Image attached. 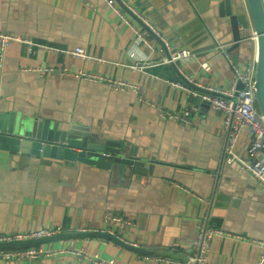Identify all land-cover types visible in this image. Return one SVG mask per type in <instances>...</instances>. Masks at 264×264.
Segmentation results:
<instances>
[{
	"label": "crops",
	"instance_id": "0c3cea01",
	"mask_svg": "<svg viewBox=\"0 0 264 264\" xmlns=\"http://www.w3.org/2000/svg\"><path fill=\"white\" fill-rule=\"evenodd\" d=\"M127 1L170 43L197 54L163 62L169 51L162 41L127 9V16L156 49L136 45V33L107 0H0V31L35 43L12 41L7 46L0 65V111L37 115L63 128L88 127L104 140L121 141L126 153L140 159L134 169L125 164L103 167L0 149V235L38 226L100 230L111 212L131 221L114 222L111 234L159 254L137 252L104 236L41 245L61 249L72 242L78 249L116 257L124 264H174L147 256L186 260L206 214L213 225L231 233L212 239L207 264H255L260 248L249 239L264 240V185L239 162H226L228 136L221 112L199 108L190 124L160 115V109L181 111L193 105L188 100L191 90L175 78L178 70L199 86L231 88L233 67L216 48L232 41L229 14L225 7L219 11L222 0ZM233 1L247 8L246 0ZM252 30L241 47L228 51L241 66L256 54ZM76 46L91 58L61 51ZM203 62L211 68L204 69ZM136 63L142 66L132 67ZM47 66L55 70H38ZM118 81L136 87L118 88ZM250 142L247 128L240 151L245 153ZM0 264L93 263L61 253L0 259Z\"/></svg>",
	"mask_w": 264,
	"mask_h": 264
},
{
	"label": "built area",
	"instance_id": "2783aa9c",
	"mask_svg": "<svg viewBox=\"0 0 264 264\" xmlns=\"http://www.w3.org/2000/svg\"><path fill=\"white\" fill-rule=\"evenodd\" d=\"M107 3L111 8L120 16V18L136 33V45L145 44L152 50L156 49V43H154L143 29L135 25L131 19L127 16L126 10H130L134 17H136L141 23H143L148 29H150L165 45L171 56L169 58L164 57L163 62H171L178 59H185L197 54L189 47H181L178 44H172L168 41V38L161 33V31L147 19L135 6L130 5L127 0H107ZM264 3V0H263ZM253 39L256 47L255 56L250 59L244 66L234 62V58L227 51V46L222 43H218L216 48L223 51L229 62L231 63L234 71V79L230 89H222L219 87H207V92L203 95V98L209 102L210 107L219 110L222 115L223 126L227 132V146L225 148V157L228 164L239 162L242 167L250 170L260 184L264 185V115L259 110L257 104L256 94V71L258 61L257 50V37L253 31ZM12 41H25L30 44H35L31 40L24 39L19 35L0 31V65L2 64L5 56L7 46ZM52 48V47H50ZM61 51L71 53L81 58H91V55L81 46L74 48L62 49ZM147 65L153 64L152 61L145 62ZM139 63L134 64L132 67H141ZM202 67L206 70L211 68L209 62H203ZM37 69V68H36ZM39 71L52 72L55 70L53 66H47L44 68H38ZM64 70L67 71L65 68ZM79 74L85 75L86 73L79 72ZM188 80L193 82L192 77L187 76ZM243 84L241 89L238 88L239 83ZM176 85H183L180 82ZM114 85L118 88L136 87V85L128 81H118ZM185 85V84H184ZM183 85V86H184ZM186 86V85H185ZM199 106L193 104L185 107L181 111H172L166 109H160V115L163 118L173 119L182 123L190 124L192 122L191 115L198 111ZM249 129L251 134V142L249 143L246 152H241L239 149V141L245 129ZM107 226L99 231H107L115 234L113 230L114 222H127L131 224V221L125 219L121 214L107 213ZM64 229L61 226H38L26 231H18L9 234L0 235V241H19L30 238H41L52 236L63 232ZM230 236L231 233L216 227L208 219L207 215H203L199 222L197 233L189 248L187 260H174L165 256H150L149 259L170 260L174 264H207L212 239L217 236ZM235 238H245L241 235H233ZM252 243L256 244L260 248V254L255 264H264V240L263 239H249ZM67 253L72 254L78 260L89 262L93 264H124L120 259L116 257L103 258L99 254H90L83 249L76 248L72 242L61 249H49L42 245L31 246L27 248H0V259L9 260L13 258H36L41 255H55Z\"/></svg>",
	"mask_w": 264,
	"mask_h": 264
},
{
	"label": "water",
	"instance_id": "95a60500",
	"mask_svg": "<svg viewBox=\"0 0 264 264\" xmlns=\"http://www.w3.org/2000/svg\"><path fill=\"white\" fill-rule=\"evenodd\" d=\"M247 8L233 0H222L219 11L225 7L232 25V41L227 51L241 47L246 34L253 28L257 37L258 61L256 71V94L259 110L264 115V3L263 0H246ZM206 26V25H205ZM221 42V40H219ZM171 54L169 53V57ZM237 55L235 54L234 57ZM176 69L177 65L173 62ZM175 78L183 81L191 93L188 96L190 103L199 106L200 110L209 108L210 104L203 98L207 89L188 80L178 70ZM243 84L240 82L238 88ZM0 149L19 153L23 157L41 155L58 157L73 162L83 161L99 164L103 167H112L113 164L129 165L134 169L140 162L136 154L124 151L121 141L104 140L93 133L88 127L72 125L63 128L60 123L39 116H20L16 112L0 111ZM77 236H104L113 239L120 245L145 254H159L139 245L125 242L119 237L99 230L64 231L52 236L30 238L19 241H0V248H27L57 239L73 238ZM161 254V253H160ZM187 260V259H186ZM195 264V263H194Z\"/></svg>",
	"mask_w": 264,
	"mask_h": 264
}]
</instances>
